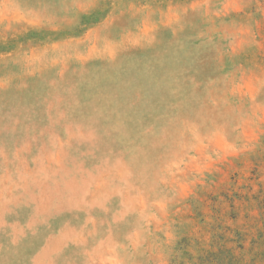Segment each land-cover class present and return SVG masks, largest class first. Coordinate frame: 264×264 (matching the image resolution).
<instances>
[{
    "label": "rangeland",
    "instance_id": "1",
    "mask_svg": "<svg viewBox=\"0 0 264 264\" xmlns=\"http://www.w3.org/2000/svg\"><path fill=\"white\" fill-rule=\"evenodd\" d=\"M0 264H264V0H0Z\"/></svg>",
    "mask_w": 264,
    "mask_h": 264
}]
</instances>
